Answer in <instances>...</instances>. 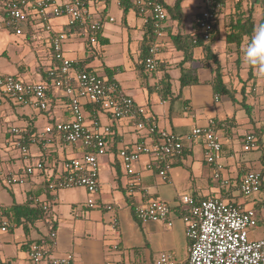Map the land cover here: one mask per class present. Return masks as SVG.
Wrapping results in <instances>:
<instances>
[{
	"label": "crops",
	"instance_id": "0c3cea01",
	"mask_svg": "<svg viewBox=\"0 0 264 264\" xmlns=\"http://www.w3.org/2000/svg\"><path fill=\"white\" fill-rule=\"evenodd\" d=\"M56 1L61 3L66 0ZM86 1L103 18L98 43L88 47L85 35L73 28L71 37L64 43L66 56L72 60L89 57L86 63L88 70L117 82L138 105L145 107L152 122L182 136L184 152L173 159L167 181L158 175L157 164L153 170L146 167L152 160L151 157L142 156L135 165L141 176L142 190H132L130 193L129 176L118 157V151L123 146L130 147L143 140L151 141L153 137L147 130L137 129L132 119L113 120L109 113L100 108L92 112L87 108L88 119L96 117L102 126L107 125L112 129V133L107 136L108 149L99 157L100 189L96 195L97 206H88L89 194L84 187L64 188L55 196L50 195L47 183L63 174L65 159L81 156L84 148L79 143L65 145L58 141L42 153L37 146L32 145L31 156L29 160H25L11 146L8 126L27 127L35 132L48 123L67 120L70 111L68 96L63 90L54 87L47 75L55 60L49 42L50 34L45 25L39 20H31L24 27V33L16 35L13 29L5 26L4 8L0 0V58L3 56L2 59H6L5 62L0 59V73L15 75L25 82H46L52 86L46 110L36 109L31 105H18L9 98L0 101V117L6 124L0 128V192L6 190L9 197L2 198L0 195V202L9 221L8 230L2 231L0 218V261L3 264H26L29 244L49 235L52 230L48 222L52 220L56 232L52 253H72L74 260L71 264H104L107 260L120 261L122 264H156V259L163 252L171 253L178 263H184L189 254L186 225L181 217L184 209L181 206V196L185 194L197 198L221 197L254 209L258 224L249 230V238L263 239L264 76L243 63V49L250 42V37H246L239 48L235 44L227 45L225 34L220 37L224 30L223 16L219 25L220 34L213 45L218 62L206 60L202 46L194 48L193 60L182 62L184 52L177 49L171 35L179 31L183 34L194 33L193 22L202 9L201 0H194L190 4L192 8L199 9L191 13L190 23L187 25L185 19L189 0H185L183 23L178 24L170 18L167 20L165 35L159 39V65L155 72H150L144 67L141 58L146 15L133 6L125 12L114 0H110L105 6L98 0ZM164 1L173 5L176 0ZM234 1L226 0V13L230 11ZM114 4L121 14V27H116V32L110 27L112 23H116ZM257 7L258 5L254 7L253 14L256 24L262 18V7ZM257 9L260 10L258 16L255 13ZM111 17L114 18L113 21L109 20ZM51 22L57 30L66 29L67 18L64 16L54 18ZM219 39L223 43L217 47ZM221 46L225 53L218 51ZM229 51L236 69L226 73L222 58L223 55L227 57ZM218 66L224 73L227 88L234 92L235 100L228 95L215 93L213 81ZM205 68L210 69L209 76L204 80L208 87L202 85V72ZM189 69L196 71L200 81L182 86L180 77L183 70ZM167 73L171 77L172 96L180 95L172 103L170 96L166 99L162 97L161 78ZM243 104L247 105L249 111ZM213 120L217 122L216 127L222 140L220 162L224 167V177L231 182L228 190L222 188L214 178V166L206 161L204 137L191 136L196 126H206ZM258 129V138L261 140L259 147L244 151L245 135L255 133ZM38 159L45 163L44 169L27 176L25 168ZM251 170L261 172L263 185L260 193L246 197L240 192L238 184ZM11 173L25 176L26 181L7 185L4 177ZM154 198L171 205L174 211L173 226L155 220L142 222L136 217L135 206ZM36 200L49 206V220L45 215L34 221L27 220L26 217L18 218L12 209L14 205H25L29 201L32 207H36ZM107 205H111L113 209L107 210ZM115 219L118 221L116 228L113 227ZM115 245L118 246L117 249L114 248ZM42 264L50 263L49 260H44Z\"/></svg>",
	"mask_w": 264,
	"mask_h": 264
},
{
	"label": "built area",
	"instance_id": "2783aa9c",
	"mask_svg": "<svg viewBox=\"0 0 264 264\" xmlns=\"http://www.w3.org/2000/svg\"><path fill=\"white\" fill-rule=\"evenodd\" d=\"M106 5L110 0H98ZM121 4V0H116ZM140 13L146 15V22H153L156 37L159 41L165 35L166 22L169 14L159 0H131ZM7 20V28L13 29L16 35L24 33V27L31 20L41 21L50 34V47L54 66L48 71L52 85L69 98V118L65 121L48 123L43 129L31 132L27 127L8 126L11 146L20 152L25 160L31 156V147L35 145L40 152H45L56 142L65 145L81 144L84 151L81 156L70 157L63 162V174L48 182L50 190L84 187L89 194L88 206L96 207V195L99 192L100 163L99 157L107 149V136L112 133L110 126H102L94 117L87 115V104L98 105L109 113L111 119H132L139 130H147L153 137L151 141L143 140L133 146H123L118 151V157L129 176V192L141 191V176L135 169L136 163L147 155L151 161L146 165L150 170L158 168V175L167 181L173 167V159L184 152L182 136L173 131L160 128L151 121L145 107L138 105L126 94L114 80L106 79L98 73L74 68V60L69 59L64 51V43L72 35V29L79 27L89 34L92 45L98 43V32L102 29L103 18L96 14L86 0H1ZM202 9L195 16V40L209 42L216 25L222 23L226 10V0H201ZM66 17V29L57 30L52 25V19ZM113 21L114 18H110ZM160 42H155L148 48L144 63L150 72H155L159 65ZM51 85L46 82H25L12 74L0 73V101L9 98L18 105H31L36 109L46 110L49 105ZM264 93V89H263ZM217 98V97H216ZM6 124L0 117V128ZM191 136L204 137L206 161L214 166V178L221 187L228 190L230 180L223 175L222 140L215 123L211 121L206 126H196ZM148 139V138H147ZM259 147V138L255 133H247L243 139V150L251 151ZM44 162L38 159L33 165L25 168L27 176L44 169ZM7 185L23 183L25 176L8 174L4 177ZM262 174L260 171H248L240 180V192L250 197L262 190ZM145 193H143V196ZM181 203L186 205L181 211V217L186 225V236L189 241V254L186 262L181 264H264V238L250 240L249 230L258 224L254 209L227 201L221 197L197 198L185 194ZM49 219V206L41 204ZM113 209L111 205L105 206ZM136 217L144 222L148 220L162 221L168 226L174 224V211L170 204L160 199H148L135 206ZM0 218L2 231H7L9 221L6 210L0 202ZM118 221L115 219L113 227ZM56 232L51 231L47 237L31 242L28 248L26 264H42L49 260L50 264H71L74 255H54L53 246ZM118 248L117 245L114 246ZM0 264H3L0 261ZM104 264H122L120 261L107 260ZM156 264H180L168 252H163L156 259Z\"/></svg>",
	"mask_w": 264,
	"mask_h": 264
},
{
	"label": "trees",
	"instance_id": "16d2710c",
	"mask_svg": "<svg viewBox=\"0 0 264 264\" xmlns=\"http://www.w3.org/2000/svg\"><path fill=\"white\" fill-rule=\"evenodd\" d=\"M166 10L168 11L169 18L172 20H175L178 22V24L183 23L184 20V13H183V2L185 0H176L173 5H169L165 3L164 0H159ZM249 2V6L244 10V0H235L230 11L228 13H224V22H223V27L225 30V41L227 45L235 44L238 48L242 45L244 39L246 37L252 36L253 32L255 31L256 28H258L261 24H264V0H246ZM122 8H124V11L126 12L129 7H134L139 11V9L132 4L131 0H121ZM256 5H260L262 7V18L258 24H256L255 19H254V7ZM140 12V11H139ZM4 18H6V14L4 12ZM223 19V17H222ZM6 26V25H5ZM7 27V26H6ZM80 30L82 33L85 32L79 27H74V30ZM102 29L98 34H101ZM220 34V27L219 25L215 26V30L213 32V36L211 40L207 43H205L202 40H198L194 42L195 40V34H183L182 32H178L176 34H172V40L177 47L178 50H182L184 52V59L182 62H187L193 60V52L194 48L198 46H202L203 51L205 52V58L206 60H213L214 62H218V57L217 54L213 50V45L217 41V38ZM100 38V37H99ZM86 42L87 46L90 47L91 41H90V35L88 34L86 36ZM104 42V41H103ZM155 42H160L158 41L155 30L153 27V22L149 19L145 23V33H144V38L141 43V48H142V62H144L145 57L148 52V48L154 44ZM87 47V48H88ZM89 50V48H88ZM89 61V57H86L85 59L82 60H74V68L78 70H87L89 68L86 67V63ZM145 67V63L143 64ZM87 68V69H86ZM48 75V73H47ZM251 76V74H249ZM49 76V75H48ZM171 77L167 73L161 78L162 82V97L166 99L167 97H171V103L175 100H178L180 98V95H177L176 97L172 96V91H171ZM199 77L196 74V71L194 69H189L187 71L183 70V73L180 77V82L182 86H187L191 85L194 83L199 82ZM213 88L216 94L218 95H228L232 100H235V94L234 92L230 91L227 88V84L224 82V73L221 70V67L218 66L215 69V76H214V81H213ZM254 90V88H253ZM186 102V100L184 101ZM243 103H245L243 101ZM247 111H249V108H247V105L243 104ZM86 107L89 109V111H94L95 109L100 108L98 105H92V104H87ZM215 125L217 126L216 120H213ZM260 130H256L255 134H259ZM259 142L261 140L259 139ZM45 165V163H44ZM47 191L49 192L50 195L55 196L59 190H50L48 188V183H47ZM34 202V199L32 200V203ZM37 202L36 207L31 206V201H29L28 204L25 205H14L13 210L15 214L19 217H26L27 220L34 221L37 218L42 217V215H45L46 217V211L42 208L41 204L36 200ZM41 206H39V205ZM47 204V203H46ZM49 220V219H48ZM51 226V230L54 231L55 226L53 225V221L49 220L48 222Z\"/></svg>",
	"mask_w": 264,
	"mask_h": 264
},
{
	"label": "rangeland",
	"instance_id": "374dc122",
	"mask_svg": "<svg viewBox=\"0 0 264 264\" xmlns=\"http://www.w3.org/2000/svg\"><path fill=\"white\" fill-rule=\"evenodd\" d=\"M116 3H117V1L116 0H114ZM245 2H244V6H243V8H244V10L249 6V2H247L246 0H244ZM191 3H194V0H189V2L187 3V5H188V7H186V13H187V17H186V23H187V25H189V23H190V18H191V13L192 12H194V11H196V10H198L199 8L198 7H194V8H192L191 6H190V4ZM257 8H259V5H258V7ZM114 9H115V11L113 12L114 14H115V17H116V23H112L113 25L112 26H110L111 27V29L113 30V31H115L116 32V27H121V14H120V12L118 11V9H117V6H116V4H114ZM260 9V8H259ZM259 9H257L256 10V14H257V16L259 15V12H260V10ZM0 22H2V18L0 17ZM225 32V30H222V32H221V35H220V37H223L224 36V33ZM223 43V40H221V39H219V41L217 42V47H219L221 44ZM224 48H223V46H221L220 48H218V51H220V52H222V53H225V50H223ZM105 54V53H104ZM227 54H229L227 57H226V55H223V58H222V61H223V64L225 65L224 66V68L226 69V73H230V72H232L234 69H236L235 67H236V63H235V61H233V59H232V55L230 54V51H229V53H227ZM3 58V56H1V61L2 62H5V60L6 59H2ZM208 74H210V69H208V68H205L204 70H203V72H202V85H203V87H208L207 86V83L204 81L205 80V78H207L206 76H209ZM0 195H1V197L2 198H9L8 197V192L5 190H3V192H0ZM181 198H182V196H181ZM8 202V201H7ZM182 207H184V208H186V205L185 204H182L181 205Z\"/></svg>",
	"mask_w": 264,
	"mask_h": 264
},
{
	"label": "clouds",
	"instance_id": "9594fccd",
	"mask_svg": "<svg viewBox=\"0 0 264 264\" xmlns=\"http://www.w3.org/2000/svg\"><path fill=\"white\" fill-rule=\"evenodd\" d=\"M243 63L264 76V24L253 32L250 42L243 49Z\"/></svg>",
	"mask_w": 264,
	"mask_h": 264
}]
</instances>
